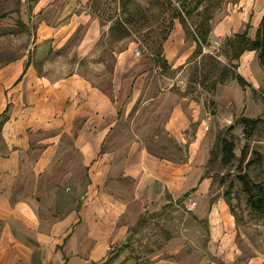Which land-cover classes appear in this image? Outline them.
<instances>
[{
  "label": "rangeland",
  "instance_id": "rangeland-1",
  "mask_svg": "<svg viewBox=\"0 0 264 264\" xmlns=\"http://www.w3.org/2000/svg\"><path fill=\"white\" fill-rule=\"evenodd\" d=\"M160 1L131 0L124 10L119 0H87L85 5L70 6L65 12L68 5L63 0H55L48 10L50 21L53 20L51 22L55 28L64 29L62 31H75V35L73 34L74 36L60 48L57 47L58 45L53 46L52 41L45 42L43 48L39 50L34 47L31 58L34 61L38 59V62L34 63L35 71L38 76H50L51 80L63 79L77 73L91 80L93 85L101 88L103 92L111 94L112 90L115 91L112 80L117 57L123 51L129 50L127 57L121 60L126 71L129 65V71L122 74L123 82L115 83L118 91V100L114 107L115 116L107 122L113 128L111 132H107L103 142L102 154L105 156L103 155L102 158L106 159L100 167L103 190L107 196L127 205L128 212L124 221L133 224L129 228L136 224L141 215L147 211L150 214L159 212L164 205L171 203L169 197L172 199L166 214L153 223L162 225L173 235V239L165 242L161 250L145 255L140 245L153 246L154 244L155 246V243L162 238L158 228L140 231L133 238V244L138 247V252L142 256L138 264H248L252 258L261 259L260 264H262L264 218L251 212L247 206L246 197L241 193L236 171L238 160L228 168H220L218 165L212 168L210 175L214 179L205 178L204 173L215 135L220 130L233 125L234 120L241 115L250 118L264 116V67L259 64L258 53L252 54L254 66H246L238 73H241L253 85L254 90L248 87L241 88L232 78L234 70L231 68L237 62L239 63L240 59L236 61L230 58L224 40L219 49L212 50L211 53L206 52L196 59L191 56L187 64L168 74L158 75L153 60L154 50L157 47L156 37L167 23H164L166 16L160 7ZM258 1L260 0L252 1L256 5V10L252 13L254 16H251L254 19L250 18L246 23L243 21L247 18L240 13L242 12V8H239L240 0H221V5L215 10L211 21V31H225L226 25V31H244L247 25L248 31H253L259 17ZM262 1L264 3V0ZM173 4H175L174 1ZM17 6L16 3L12 5L0 3V14L7 8ZM74 14L76 17L73 19ZM130 18H132V24L127 26L129 37L105 47L103 42L108 41L109 29L114 22L117 19ZM92 22H96L103 33L95 47L88 49L84 56H79L76 46L81 35L89 30ZM28 27L31 31H35L34 23ZM182 29L185 31L183 27ZM191 29L188 26L187 30ZM16 30L20 33L13 35V33L10 34L12 31L7 30L9 33L0 39V60L9 61L26 54L31 36L21 31L19 27ZM189 41H191L190 38ZM134 49L140 51V56L134 55ZM163 54L166 55L165 52ZM112 68L113 71H111ZM225 68L232 73L223 84L228 85L223 97L232 100L234 105L222 104L218 107L212 98L208 99V95L213 96L215 93L198 84L196 80L200 82L204 76L208 75V83L212 84ZM144 72H147V75L141 78ZM182 88H185V92H189L195 100L207 99L203 112V120L206 123L198 135L196 133L199 130V122L193 123L187 130V142L179 145L165 132L164 124L168 107L175 102ZM135 91L138 97L130 104L131 101H128L130 97L127 95ZM169 91L176 95L173 100L166 98L165 93ZM126 96L127 99H125ZM153 97L154 101H148ZM242 97H246L245 100L242 101ZM211 117L213 118L209 121ZM242 132V127L235 126L231 133L236 143L235 154L239 158L243 147L247 145L250 150L247 161L253 163L248 172L254 182L264 183V126L250 142L243 138ZM195 137L199 140L195 141ZM63 142L65 146H62L59 151L58 162L54 165L56 179L47 181L45 188V193L49 195L48 206L59 209L61 212L76 205V201L87 191L89 175L94 176L99 173L95 171L94 164L85 163L86 160L73 145L71 137L64 138ZM191 142L192 146H190ZM138 144L143 147H139ZM141 149L146 150L149 158H155L162 163L157 165L158 170L164 174L156 180L148 173L145 176L148 184L144 182V185H147L145 194L136 199L132 192L135 182L133 172L137 168L140 157L138 154ZM258 156L261 157V161L255 162ZM127 157L129 160L126 161L127 168H125L124 161L128 159ZM168 160L174 161L176 165L163 164V161ZM172 169H176L173 174L170 173ZM230 185H233V188L229 207L224 194ZM198 187H205L207 190L204 197L196 200L192 193ZM68 189H70L69 197ZM184 195L188 196L179 204L177 200ZM219 199L225 203L228 212L224 210L226 208L222 207L223 210L217 208V212L210 216L211 200L216 203ZM106 205L107 202L100 203L97 211H101V218H105L102 222L109 223L106 217L109 214ZM210 221L217 229L214 230L212 242ZM222 224L232 231L229 237L221 235ZM206 239L208 242L205 244ZM119 245L107 250V254L117 251ZM120 253L122 256L117 264L126 263L130 258L128 250L125 249ZM128 264H135V261L131 260Z\"/></svg>",
  "mask_w": 264,
  "mask_h": 264
},
{
  "label": "crops",
  "instance_id": "crops-1",
  "mask_svg": "<svg viewBox=\"0 0 264 264\" xmlns=\"http://www.w3.org/2000/svg\"><path fill=\"white\" fill-rule=\"evenodd\" d=\"M54 1L0 0L3 5H18L16 8H7L0 14V39L9 33L7 30L12 31L10 34L13 35L20 33L16 30L17 27L21 31H29L27 34L31 36L26 54L9 61L0 60V264H101L109 256L107 250L123 243L128 236L129 226L133 225L124 221L128 212L127 205L104 192L100 168L106 162L102 158L105 156L102 154L104 138L113 128L107 122L114 118V107L118 100L115 83L124 81L122 74L126 67L123 68L121 60L127 57L129 50L117 57L112 80L115 91L112 90L111 94L103 92L91 80L77 73L59 80H51L50 76L45 75L38 76L34 68L38 59L34 61L31 58L33 48L37 47L39 50L49 41L60 48L75 35V31H62L64 29L53 26L48 10ZM63 1L68 5L65 12L70 6L85 5L87 2ZM252 1L240 0V13L247 18L243 22L248 23L250 18L254 19L251 16H254L252 13L255 12L256 5ZM257 9V23L253 31H248L251 39L255 38L257 26L264 14L262 0L258 1ZM74 17L75 14L73 19ZM19 22L25 25L24 29ZM31 23L35 24V31L29 29L28 25ZM226 29L210 31L208 45L203 47V53L219 49L227 37L241 32ZM102 33L97 23L92 22L89 30L81 35L76 46L77 54H87L88 49L96 46ZM163 47L171 71H174L187 64L196 49V43L189 41L180 23H176ZM252 54L255 52H245L241 56L239 63L237 62V71L241 72L246 66H254ZM128 67L129 65L127 71ZM146 75L147 72L142 73L141 78ZM227 88L228 85L218 87L215 95H208V99L212 98L218 107L222 104L234 105L232 100L223 97ZM184 89H181L178 96L170 91L165 93L166 98L173 100L176 96V99L168 107L164 130L179 145L187 142V130L193 123L199 122L196 135L206 123L203 112L207 99L195 100ZM127 96L130 97V104L138 97L136 91ZM245 98L242 97V101ZM150 100L154 101V97L148 101ZM70 137L86 160L85 163L94 164L95 171L99 173L89 175L87 191L76 201V205L61 212L48 206L49 195L45 193V188L47 181L56 179L54 165L59 159L57 155L62 146H65L64 138ZM194 139L199 140L196 137ZM138 155L140 157L137 170L133 172L135 182L132 191L136 199L145 194L147 185L144 182L148 180L145 177L148 173L156 180L164 174L158 170L157 164L161 162L149 158L146 150H139ZM128 160L129 158L125 159L124 167ZM166 163L168 166L176 165L172 160L163 161V164ZM175 172L176 169L170 170L171 174ZM205 190V187L195 188L192 195L198 200L205 196ZM69 192L70 189L67 190L68 197ZM102 202H107L109 214L106 217L109 223L102 222L105 218H101V211H97ZM222 207L228 212L221 199L214 202L210 216L217 212V208ZM214 230L217 229L210 221L211 242ZM220 233L229 237L232 231L222 224ZM121 256L122 253L118 254L111 264H117ZM129 261L131 260L122 264H128ZM260 263L261 259L252 258L248 264Z\"/></svg>",
  "mask_w": 264,
  "mask_h": 264
},
{
  "label": "trees",
  "instance_id": "trees-1",
  "mask_svg": "<svg viewBox=\"0 0 264 264\" xmlns=\"http://www.w3.org/2000/svg\"><path fill=\"white\" fill-rule=\"evenodd\" d=\"M131 0H119L121 7L126 10L128 3ZM173 1L175 4H173ZM221 5V0H161L160 7L163 9V14L166 16L164 18V29L157 34L156 37V49L154 50V65L155 71L158 75H165L171 71V66L168 60L164 56L163 44L168 39L171 31L173 30L175 24L178 22L185 29V35L187 39H191L196 43V49L192 54V57L196 59L197 57L203 56V47L208 45V38L211 31V21L214 16V12ZM132 18L127 20L117 19L114 24L109 29L108 41H104V46L108 47L109 44L116 42L120 39L129 37V31L127 29L128 24H132ZM22 28H25V25L22 22H19ZM127 24V25H126ZM188 26L192 28L187 30ZM247 25L244 31L236 33L234 36L225 39V46L227 51H229L230 58L232 60L238 61L245 52H257L258 61L261 67H264V14L262 16L260 25L256 30V35L254 39H251L248 36ZM29 33V31H24ZM115 57V56H114ZM115 59V58H114ZM217 64V63H216ZM216 67V65H215ZM233 72V79L238 83L241 88H250L254 90L253 85H251L241 74L238 73V65L231 67ZM113 71V68L111 69ZM231 71L228 68H225L223 72L219 75V78L216 79L212 84L208 83L209 76H204L203 79L198 84L208 88L213 94L216 93L217 88L220 85H223L225 80L231 75ZM235 126L242 127L243 138L250 142L254 135L264 126V116L250 118L245 116H238L234 120V124L224 127L220 130L214 139V144L210 150V157L207 161V169L205 170L204 177L212 178L210 171L216 165L220 168H228L233 165L235 161L238 160V165L236 171L238 173V183L240 184L241 193L246 197L247 206L250 208L251 212L254 215L264 218V183H256L253 181L251 175L249 174V168L252 166V161H247V158L250 154V150L247 145L242 149L241 156L238 158L235 154L236 143L233 135H231ZM261 157L258 156L255 162H260ZM233 185H230L227 192L224 194L225 201L230 207V194L232 192ZM188 195L177 200L179 204ZM171 203L164 205L161 210L157 213L150 214L148 211L141 215L136 224L129 228V235L126 240L117 247V251L109 253L107 260L101 264H111L113 260L118 257V254L123 250H128L130 254L129 260H134L135 264L139 262L142 258L141 254L138 252V247L134 246L133 238L136 234L144 229H155L158 228L161 241H157L155 246L151 245H140L143 247V254H153L156 251L161 250L164 247L165 242H169L173 239V235L165 229L162 225L158 223H153L161 216L166 214L167 209L172 204V199L169 197ZM211 200V205L213 204ZM231 210V209H230ZM232 212V210H231ZM154 224V225H153ZM208 242V239L205 240V244ZM220 264V263H219ZM223 264V263H221ZM264 264V261L263 263Z\"/></svg>",
  "mask_w": 264,
  "mask_h": 264
},
{
  "label": "built area",
  "instance_id": "built-area-1",
  "mask_svg": "<svg viewBox=\"0 0 264 264\" xmlns=\"http://www.w3.org/2000/svg\"><path fill=\"white\" fill-rule=\"evenodd\" d=\"M140 51L138 49H134V55L135 56H140Z\"/></svg>",
  "mask_w": 264,
  "mask_h": 264
}]
</instances>
